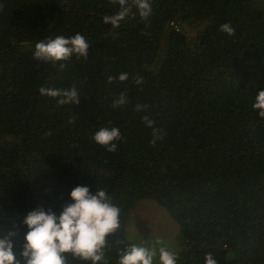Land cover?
<instances>
[{
  "label": "trees",
  "instance_id": "trees-1",
  "mask_svg": "<svg viewBox=\"0 0 264 264\" xmlns=\"http://www.w3.org/2000/svg\"><path fill=\"white\" fill-rule=\"evenodd\" d=\"M150 3L147 21L133 7L114 29L103 22L120 10L111 0H0V227L16 232L20 253L30 211L59 215L74 187H98L121 213L99 264H118L132 244L124 223L141 201L178 224L176 264H206L207 254L264 264V119L252 108L264 90V0ZM76 34L87 59L73 55L62 70L33 59L39 41ZM121 73L127 81L108 84ZM72 86L78 105L39 91ZM121 93L127 104L113 108ZM105 127L121 133L115 152L93 140Z\"/></svg>",
  "mask_w": 264,
  "mask_h": 264
},
{
  "label": "clouds",
  "instance_id": "clouds-1",
  "mask_svg": "<svg viewBox=\"0 0 264 264\" xmlns=\"http://www.w3.org/2000/svg\"><path fill=\"white\" fill-rule=\"evenodd\" d=\"M113 5L118 4L120 10L112 16H104L103 22L118 29L121 22L132 12L135 7L140 18L147 21L152 14L150 0H111ZM229 36L235 35V30L230 24H223L219 29ZM89 44L84 36L76 34L66 38L58 35L55 38L41 40L35 45L33 59L38 62L49 63L54 66L59 64L62 70L65 63L73 55L77 58L87 59ZM120 82L128 80L127 73H121L118 77L109 76L108 84L116 79ZM135 83H143V77L137 76ZM42 96L58 98V106L78 105L80 94L75 86L61 90L56 88L39 89ZM125 93H121L114 101L113 108L127 104ZM254 110H258L260 118L264 119V90H259L252 104ZM136 111H144L145 106L137 105ZM148 127H152L154 121L146 115L143 117ZM71 122V121H70ZM118 128H101L97 131L93 140L108 152L117 150V143L121 139ZM163 138L160 129L153 128V139L150 143L155 146L158 140ZM71 203L66 204L61 213L57 215L52 209L47 211L38 207L30 211L23 224L28 228L24 237L23 251L17 253L14 250L13 238L15 231L4 234L0 227V264H69L68 255L91 264H99L105 258V249L108 248L107 238L115 234L120 228V209L112 202L107 192L98 188L93 194L87 186H76L70 193ZM157 245H160L157 247ZM176 264L177 257L173 251L165 245L164 241L156 240L154 244L132 243L119 254L118 264ZM206 264H217L211 254L205 257Z\"/></svg>",
  "mask_w": 264,
  "mask_h": 264
},
{
  "label": "rangeland",
  "instance_id": "rangeland-1",
  "mask_svg": "<svg viewBox=\"0 0 264 264\" xmlns=\"http://www.w3.org/2000/svg\"><path fill=\"white\" fill-rule=\"evenodd\" d=\"M124 229L125 236L131 243L151 245L156 240H162L174 253L179 249L176 239L178 224L169 216L165 208L155 202H139L127 215ZM155 264H158V258Z\"/></svg>",
  "mask_w": 264,
  "mask_h": 264
}]
</instances>
